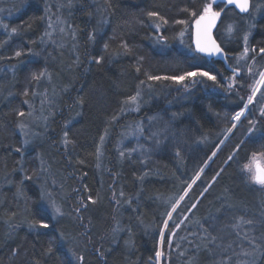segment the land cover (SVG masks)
<instances>
[{"label":"trees","instance_id":"1","mask_svg":"<svg viewBox=\"0 0 264 264\" xmlns=\"http://www.w3.org/2000/svg\"><path fill=\"white\" fill-rule=\"evenodd\" d=\"M201 2L202 0H110L111 8L106 13L103 11L107 7L105 0H81L71 19L81 40L71 54L72 58H69L68 69L61 67L58 60L49 59V55L55 54V51L42 50L40 37L46 31V21L41 2H31L14 18L4 22L10 28L20 29L22 26V31L11 40H8V33L0 31V44L3 45L0 55L14 57L17 50L27 52L32 49L39 56L24 55L12 60H0V264H35L37 261L39 264H77L69 248L84 256L83 264H154L150 258L154 257L157 249L158 233L166 219L164 213L169 208L171 198L186 188L212 152L220 147L178 209L179 213L193 201L200 199L195 210L185 212L189 219L181 226L180 234L185 233L191 240L199 242L198 238L190 234V230H199L196 220L207 217L211 222L225 227L232 222L234 215L246 213L248 217L259 216L261 205H264V190L250 185L240 166L248 162L252 152L264 151V117L260 116L261 109H264V97L257 95L246 118L224 139L225 130L231 127L232 115L246 103L249 95L247 88L240 90L238 94L226 87H216L215 91L212 82L205 81L196 83L186 92L172 81H147V74L180 75L199 69L218 74V80L224 77L221 83L227 84V77L231 74L221 63L209 61L194 53L190 47L192 41L187 34L183 43L180 42L177 30L182 28L181 25L162 29L166 35V45L156 43L155 32L148 26L145 14L149 10L160 11L169 18L171 24L172 18L184 16L179 11L180 8L198 7ZM102 20H107V23H101ZM227 22L235 23L241 28L244 26V22L231 13ZM256 23L257 27L249 35V45L259 48L264 45V15L259 16ZM93 31L98 33L94 42L88 39V34ZM218 31L222 29L219 27ZM240 35L237 32L233 40L217 36L218 42L223 39L221 46L228 52L229 63L233 66V58L241 51ZM5 40L8 43H3ZM122 40L133 48V53L110 57L109 53L120 50ZM105 43L109 45L107 53L103 47ZM77 53L80 58L78 66L73 63V57ZM45 55L49 57L45 60L47 65L44 64ZM101 55L105 57L103 64L92 63V57ZM140 57L143 59L138 64ZM257 58L260 63L258 65H264V61ZM53 61L56 66L51 68L48 64ZM12 65L16 66L14 73ZM138 66L139 73L136 72ZM45 67L53 74L52 84L41 81L35 90L40 93L48 91L49 97L55 101L51 109L54 115L51 116V122L47 121V127L39 120L33 129L29 124V131L34 130L33 133L38 135L29 134L27 139L30 143L25 147L23 142L26 137L17 127L16 113L18 110H29L23 103L25 99L31 100L40 112L42 97H32L34 85L30 83V76ZM140 80L146 81L145 87L141 89L146 107L138 112L128 111L126 115H120L118 121L109 124L112 115L119 113L122 101L136 93ZM148 84L151 85L150 88L147 87ZM64 87L68 90L61 91ZM25 88L29 89V97L22 95ZM78 99L84 101L83 107L76 105ZM47 108L48 104L45 106ZM77 111L81 114L77 115ZM47 113L44 111V116ZM174 113L177 116L173 119ZM148 117H156L157 121L149 125L143 123L148 132L162 130L163 123L168 122L169 131L156 138L162 142L156 145L151 138L145 146L147 153L144 156L125 154L121 157L120 142L125 139L130 128ZM249 119L256 120L257 123L250 125ZM69 121V137L74 140V145L66 149L61 143V137L65 130L64 124ZM252 127L255 130L248 136V129ZM106 131L98 159L99 138ZM177 145L181 150L180 157L175 154ZM237 145H240V151L233 161L225 163ZM17 147H22V153L14 151ZM41 158L46 168L43 174L38 170ZM144 160H147V164ZM18 161L24 164L29 174H34L33 179L24 181L23 185H20L23 173L19 170ZM221 167L224 168L223 173L201 199L203 187ZM141 176L144 177L142 181L138 179ZM84 185H87L93 196L97 193L100 196V202L90 205V210L83 214L85 223L91 221L90 241L82 235L83 226L72 214L77 203V193L73 189L80 188L82 195H88L83 191ZM18 186L22 188L20 195H17ZM42 186L69 215L49 220L56 224V231H30L24 225L10 234L5 221L16 213L19 222L26 207H30L37 216H51L50 210L41 211L44 207L40 200ZM225 189L230 202L237 207L223 213L221 219L212 220L220 203L218 198L225 195ZM121 190L125 197L120 199L131 198V206L121 203L117 208L112 202L113 191L118 195ZM173 216L175 219L177 214ZM117 222L123 230L113 233ZM169 223L171 228L172 222ZM257 230L264 231V225H257ZM58 231H64L71 243L57 244L52 255H45L50 241L56 240ZM228 231L230 230L226 229V233ZM225 238L230 237L226 235ZM165 239H170L167 233ZM13 248H20L23 254L11 258ZM97 248L104 253L103 259L97 253ZM181 251H185V255L181 256ZM218 259L217 253L195 250L189 244L178 249L177 256H173L171 252V264H189V261L191 264H216ZM255 264H264V256L257 254Z\"/></svg>","mask_w":264,"mask_h":264},{"label":"snow or ice","instance_id":"2","mask_svg":"<svg viewBox=\"0 0 264 264\" xmlns=\"http://www.w3.org/2000/svg\"><path fill=\"white\" fill-rule=\"evenodd\" d=\"M107 7L103 9L104 12H108L111 8L110 0H105ZM71 5V0H69V6ZM232 6V7H229ZM227 9V11H226ZM47 11H50L48 9ZM180 12L184 13L182 18H172V23L170 24L169 18L163 15L160 11L157 10H149L146 12V17L148 21V26L154 30L155 32V41L160 44H167V39L165 33L162 31L164 28L174 27L175 25H181L182 28L178 29V36L180 42L183 43V38L187 34L192 41V51L194 53H198L201 57L207 58H220L221 60L227 62L229 59V54L225 50L221 44L224 42L223 39L221 42L217 41V36H224L227 34V38H232L234 33L240 32V47L241 51L237 57H234V63L228 64V68L231 71V75L227 77V84L221 83V80L224 77H221V80L217 79L218 74H213L207 70H191L186 71L180 75H151L147 74V81L156 82V81H172L173 83L180 85L185 91L189 90L190 87L194 86L196 83H204L205 81H211L212 84L217 87H226L227 90H235L237 94L240 90L247 88L249 90V95L247 96L246 103L242 105L241 110L235 112L232 115L231 127L225 130L224 139L228 138V135L232 133V131L237 127L238 122L241 121L242 117L246 118V113L250 112L249 105H251L255 100L258 94L264 96V65L257 66V57H259L262 61H264V45L259 48L255 46H250L249 35L252 30L257 27V14L264 15V0H202L200 5L192 6V7H182L179 9ZM229 13L233 16L239 17L241 21L244 22L243 28L239 27L237 24L228 21ZM243 14V15H241ZM54 15V13H53ZM224 17V20L221 17ZM46 19L48 21L47 27L48 29H53V22L51 19V15H47ZM57 24L63 25L66 22L57 18ZM101 23H107V20H102ZM220 25V28L223 31H218L217 26ZM30 27V25H29ZM71 26H69L70 28ZM0 28H2L6 33H8V40H11L13 36L20 35L22 31V26L20 29L17 27H11L4 23L3 20H0ZM59 32L64 33L65 28L59 27ZM216 32V35H214ZM97 31L90 32L88 34V39L90 41H95ZM72 40H76V30L71 29L69 32ZM52 32L45 31L44 35L40 37V42L45 43V38L51 39ZM8 40H5L3 43H8ZM32 43H35L33 41ZM52 43H56L55 40H52ZM63 47V45H60ZM3 45L0 44V48ZM76 45H73V49H75ZM104 51L107 53L109 45L107 43L104 44ZM119 49L115 52L109 53V56L112 58H117L122 55H131L133 53V48L127 43V41H121L119 45ZM24 55L29 56H39L38 52L33 51L32 49H28L27 52L24 50H17L14 53L15 58L22 57ZM14 57H4L0 55V60L9 59L12 60ZM92 63L96 65H101L105 61V57L94 56L91 58ZM143 58L140 57L137 60L139 64ZM193 59H197V57H193ZM79 54H75L73 57V63L77 66L79 65ZM15 65L11 66V70L13 73L15 72ZM136 72H140V67L136 68ZM243 73V74H242ZM41 81H46L49 84H52L53 74L45 67L43 70L37 72H33L30 76V83L34 85V88L31 92L32 97H42L40 99L41 113L40 115L36 114V109L31 100L25 99L23 103L27 105L28 111L18 110L16 115L18 117L17 127L24 134L26 139L23 142V146H27L30 141L27 137L30 134L29 124H35L38 120L41 121L44 127H47V121L49 117L53 116L54 113L51 111L52 106L55 101L52 97H49L47 90L43 93L36 91L35 89L39 87ZM188 83H185V82ZM146 81L140 80L139 85L137 86L136 93L134 95H130L126 97L119 109L118 114H113L109 124H113L119 120L120 115H126L128 111L138 112L140 110L142 95L141 89L145 87ZM147 87H151L150 84ZM66 87L62 88L61 91H67ZM53 96L55 95V87L52 88ZM29 89L25 88L23 90L22 95L24 97H29ZM9 95H12L9 92ZM243 99V98H241ZM48 104V108L45 109V104ZM84 101L82 99H78L76 101V105L79 107H83ZM73 105V107H76ZM47 111L48 116H44L43 112ZM81 113L77 111V115ZM177 116L176 113L173 114V119ZM260 116L264 117V109H261ZM156 118L154 117L153 120ZM69 121L64 124V131L61 137V143L67 149L70 145H74V140L69 137ZM250 125H255L257 123L256 120H248ZM254 127L248 129V136H251L254 131ZM169 131L168 122L163 123L162 130L150 132V137L154 139L156 145H159L162 140L156 139L157 137L165 135ZM145 128L143 127V122L136 125V131L132 134L144 135ZM38 135V134H33ZM107 135V131L104 135H101L99 138V146L97 147V158L101 154V149L105 141V136ZM206 138V137H205ZM202 142V141H201ZM223 143V140L220 141ZM243 143V141L241 142ZM17 153H22V147H17L14 149ZM137 151L136 148H132L131 152ZM219 151V148L216 149ZM216 151L212 152L211 156L208 157V161H211L213 157L216 155ZM240 151V145H237L232 154H230L225 163L233 161L236 153ZM175 154L177 157H180L181 150L179 146H175ZM130 155V153H129ZM120 156L124 157L125 152L121 151ZM208 161L203 163L197 174L191 180L190 183H187L186 188H184L180 193H178L175 197L171 198L169 203V208L165 210L166 219L162 222L161 231L158 233V246L154 252V257L150 258V260L154 261V264H171V250L176 247L179 249V245H174L172 240L176 238L177 232L180 230L181 226L184 225L185 221H188L189 216L185 214V212H191L195 210L200 204V199L193 201L188 207L178 213V209L181 207V203L185 201L186 197L189 195V191L192 186L200 179V173H203L204 168L208 166ZM147 164V160L143 161ZM19 165V170L23 173L22 179L20 180V185H23L24 181H30L33 179L34 174H29L25 169L24 164L21 161L17 162ZM78 163H83V161H78ZM237 163H239L237 161ZM99 167V165H97ZM41 174L46 171L44 166V161L41 158V165L38 169ZM240 170L242 173H245L249 182L254 185L259 186L261 190H264V151L260 152H252L250 155V159L247 163L240 166ZM224 168L221 167L215 175L212 177L210 182L206 183V186L203 187V191L200 194V198L203 199L204 193H208L209 189L216 183L217 178L220 177L221 173H223ZM87 175V173H84ZM146 176L147 173H144ZM143 176L138 177L139 180H143ZM6 181L8 178L5 177ZM39 180L40 177H37ZM11 183V181H8ZM77 193V203L76 206L72 209V214L75 215L76 219L83 226L82 235L86 240H91V228L89 227L91 221L88 223L84 222V213L90 210V205L94 206L100 202V196L97 193L96 196L91 194V190L88 189L87 185L83 186V191L89 193L88 195H82L81 189L76 188L73 189ZM22 193V188L20 186L17 187V195ZM125 197V193L123 190L117 193L113 191L111 200L117 206V208L121 205V203L127 204L131 206L132 199L125 198L121 200L120 198ZM138 199V197H137ZM220 200L219 206L216 209V214L212 216V220H219L222 218V214L226 212H230L235 209L237 206L230 202V198L227 194V189H225V195L218 198ZM40 200L44 207H42L41 211L51 212V216L49 218H45L43 215L37 216L30 207H26L24 213L22 214V218L17 222L16 213L12 214L10 220L5 221L10 229V234L15 232L20 227L26 225L30 231H38L40 229H51L56 231V224L50 223L49 220H58L69 213H66L60 203H57L56 200L52 197L51 193L47 191V189L42 186L41 187V196ZM173 214H177V217L174 219ZM115 220L116 217L114 216ZM169 221L172 222V227H169ZM195 224L198 227V231H191L190 234L193 237L198 238V241L195 239L189 240L187 236L182 237L183 240H186L190 246H193L195 250H204L209 253H217L219 255V259L216 261V264H255V257L257 254L264 256V231H258L257 225H264V205H261V211L258 217H248L245 214L234 215L232 218V222L228 223L225 227H220L218 224L211 222L207 217L203 220H196ZM226 229L230 230L226 233ZM123 229L117 222L113 227V233L122 231ZM129 234H131V230L129 229ZM165 232H167L168 237L170 239H165ZM230 237L226 239L225 236ZM71 242L68 239L67 234L64 231L57 232L56 240L50 241L48 248L46 249L45 255H52L54 247L57 244H70ZM71 255L76 259L77 264H83L84 256L82 254H78L75 249L69 248ZM97 253L100 255L101 259L104 258V253L97 248ZM22 251L20 248H13L11 251V258H15L17 256L22 255ZM180 255H185V251H181ZM35 264H39V262H35ZM191 264V261H189Z\"/></svg>","mask_w":264,"mask_h":264},{"label":"rangeland","instance_id":"3","mask_svg":"<svg viewBox=\"0 0 264 264\" xmlns=\"http://www.w3.org/2000/svg\"><path fill=\"white\" fill-rule=\"evenodd\" d=\"M31 2L32 3L41 2L42 6L44 8V12H45L46 31H51L52 32L51 39L46 37L45 38V43H41V46H42V50L43 51L44 50L45 51L46 50H50V51H53V52L55 51L56 53L55 54H53V53L50 54L49 55L50 58L46 57V55H45L44 56V64L47 65V63L45 62L46 58H49L50 60L52 58L53 60H58L62 64L61 67L64 66L65 69H68L66 67L69 66V64H68L69 58L72 56L71 54L73 52H75V49H77L78 41L81 40V35L79 36V34H78V32H77V30H76V28H75V26H74V24H73V22L71 20L72 19V15L76 12V8H77L78 4L81 2V0H71V5L70 6H69V0H0V6L2 5V7H0V20H3V22H7V20H10V19L14 18L17 14H19L22 11L23 8H25ZM48 9H50V11H47ZM53 13H54V15H53ZM47 15H51V19H52V22H53V29H48V27H47V23H48V21L46 19ZM259 16H261V14L258 13L257 14V18ZM58 17H59V19L65 21L66 23L63 24V25L57 24L56 21H57ZM69 26H71V27L69 28ZM59 27H64L65 28V32L64 33H60L59 32ZM71 29H75L76 30V40L75 41H73L71 36L69 35V32L71 31ZM0 31H2L4 34L6 33L2 28H0ZM235 37H236V33H234L232 38H230V39L227 38V34L226 33L223 36V38H225V40H233ZM52 40H55L56 43H52ZM248 43H249V41H248ZM74 44L76 45L75 49H73V45ZM60 45H63V47H61ZM258 64H260V63L257 61V66H259ZM48 65H50L51 68H54V66H56V62L55 61L50 62V64H48ZM51 65H53V66H51ZM213 89L215 91H217L216 87H214ZM189 90H187L186 92H188ZM262 92H264V89H262ZM259 96H260V98L264 97V96H262L260 94H259ZM46 105H47V103L45 104V106ZM250 106L251 105H249V109H251ZM144 107H146V101H145V98L142 97L140 110H142ZM40 113H41V110H40V112H39V110H36V114L37 115H40ZM247 114H248V112L246 113V116H247ZM46 115L48 116V113ZM153 118L154 117H148L147 119H145L142 122L146 123V124L148 123L147 125H149V123H157L156 119L153 120ZM243 119H245V118L242 117L241 121ZM48 121L51 122V117H49ZM241 121L238 122L237 127L240 125ZM30 125H32V129H33V128H35V125L37 126V123H35V124L30 123ZM143 127L145 128V125H143ZM42 130L43 129H41V131ZM33 131L30 130V132H31L30 135L31 136H32V134H34ZM135 131H136V125L134 127L130 128V130L128 131L125 139H123L120 142V144H119V148L121 149L120 152L124 151L125 154H128V155L130 153V155L131 154H135L136 156H144L147 153L144 150L146 148L145 146L148 143V141L151 140L150 132H148L146 130V128H145L144 135L141 136V135H138V134H135V135L132 134V133H135ZM132 148H136L137 151L131 152ZM220 149H221V147L219 148V150ZM245 176H246V174H245ZM246 178H247V176H246ZM249 184L254 186V187H257L258 189H260L259 186L254 185L251 182H249ZM180 230H181V228H180ZM180 230L177 232L176 238L172 240V243L174 245H179V249H181L185 244L188 245L187 241L183 240L182 237L187 236L188 239L191 240L190 236L186 235L185 233L180 234ZM166 233L167 232H165V235H166ZM171 252H172L173 256H177L178 249L176 247H174L171 250Z\"/></svg>","mask_w":264,"mask_h":264},{"label":"water","instance_id":"4","mask_svg":"<svg viewBox=\"0 0 264 264\" xmlns=\"http://www.w3.org/2000/svg\"><path fill=\"white\" fill-rule=\"evenodd\" d=\"M229 7H232V6H229ZM226 11H227V9H226ZM241 15H243V14H241ZM221 19L223 20V16L221 17ZM219 27H220V25L217 26V30L219 29ZM214 35H216V32H214ZM196 54H198V53H196ZM198 55H199V54H198ZM204 58H206V59L209 60V61H213V62L221 63V64L224 66L225 70L231 74V71H230V69L228 68V64H230V63H229V59H228L227 62H225V61L221 60L220 58H215V57H213V58H207V57H204Z\"/></svg>","mask_w":264,"mask_h":264}]
</instances>
